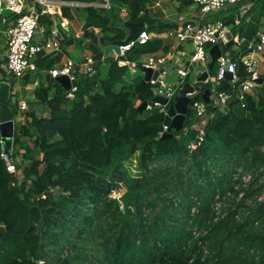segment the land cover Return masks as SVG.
<instances>
[{
	"label": "trees",
	"instance_id": "16d2710c",
	"mask_svg": "<svg viewBox=\"0 0 264 264\" xmlns=\"http://www.w3.org/2000/svg\"><path fill=\"white\" fill-rule=\"evenodd\" d=\"M172 1L180 13L195 4ZM109 2V10L61 8L70 24L82 11L84 18L81 35L61 38L59 47L88 41L95 70L75 71L73 98L48 75L66 61L61 63L63 51L41 53L35 60L34 78L41 79L32 93L45 112L22 111L23 122L15 121L8 155L14 172L0 156V264H264V81L246 95L244 106L237 90L223 109L207 104L213 117L195 150L188 144L197 135L200 91L191 96L181 130L163 138L165 114L140 109L154 96L152 83H141L143 73L130 76L128 66L105 47L127 37V20H142L147 32L157 34L178 25L152 16L149 0ZM242 3L249 5L243 15L236 4L201 20L233 25V34H241L245 25L254 33L263 29L264 0ZM37 12L46 38L52 16L40 13V6ZM168 49L152 37L135 43L122 61L140 64ZM249 51L239 43L228 55L236 62L238 83L247 76L240 57ZM4 60L0 57V82H8ZM30 78V73L22 77L25 85ZM8 104L15 116V105ZM239 167L251 174L247 182L241 174L234 178ZM119 188H124L121 196H113ZM215 202L221 208L217 218ZM192 227L200 231L198 238ZM199 240L207 247L205 257Z\"/></svg>",
	"mask_w": 264,
	"mask_h": 264
},
{
	"label": "built area",
	"instance_id": "2783aa9c",
	"mask_svg": "<svg viewBox=\"0 0 264 264\" xmlns=\"http://www.w3.org/2000/svg\"><path fill=\"white\" fill-rule=\"evenodd\" d=\"M26 0H0V25H7L6 34V52L4 69L5 72L15 78H22L28 73L35 74L37 72L36 59L41 53L56 52L59 49V30L53 28L50 31L49 36L44 41H34L36 33L39 30L38 26V12L34 5H30L28 10L24 11L26 6ZM35 4L41 7L42 14L54 15L55 10H61L64 6H83L80 2H68L65 0H31ZM243 0H194L197 9L200 12L199 19H203L207 14L218 12L225 9L228 5L239 4V15H243L248 10L249 5L242 3ZM109 0H103L99 6L103 10L110 9ZM52 7L55 8L52 11ZM121 11L125 14L126 8H121ZM12 22L10 24L9 21ZM230 30V25L227 26L222 21L217 20L214 22H207L201 24H193L191 22H185V24L176 30H170L166 33V37L176 40L177 47L185 44L190 45V50L186 52L183 48L175 49L174 51L164 53L161 55L152 54L146 56L140 65L145 67H151L153 69H161L164 71L159 73L156 80H150L149 82L154 85L156 82L158 86L153 87L154 96H163L168 100L172 99L178 87L188 78L190 74H195L198 71L207 70V63L209 61V48L215 44H218L222 40L223 34ZM151 39V35L145 30L140 32L135 40L130 41L127 45L119 46V54H114V57L119 58V64L127 65L130 71V76H134L137 70V64L133 61H122L123 56L129 49L135 44H143ZM233 43L239 44L242 37L239 33L233 34ZM247 48L250 51L240 57V61L243 63L247 76L241 82H237L236 76L237 65L236 62L231 60L230 57L222 51L221 55L216 59L213 71L209 73L205 84L212 83L213 89H209L208 102L202 100V102L195 103V124L194 128L197 131V135L188 144L190 150H195L199 145L202 137L204 136V127L206 123L213 117L211 110H208L206 105L208 104L211 109H223L228 105L231 99L232 93L237 90L236 97L240 100L241 106H244V99L247 94H253L255 87L258 84V79L264 78L260 75L258 56L264 51V28L254 33V41L250 42ZM181 65V69H178L180 74V81L174 82L172 86L167 85L163 81V75L166 73L165 65L170 60ZM92 59L89 56L83 63L77 64L72 60H66L63 65L54 67L48 70V75L55 78L59 75H66L71 82V87L66 92V97L73 98L76 91V86L73 81L76 77V70H83L89 74L95 72L92 67ZM230 73L232 79L227 81V87L222 88L221 82L224 80L225 73ZM214 73V75H212ZM229 89L230 91H228ZM192 96V95H191ZM9 100L11 105L18 107L19 111L27 109L25 100L16 96V93H10ZM158 108L159 112H163L166 115L167 108L165 104L159 102H147L145 110H152ZM169 129L168 125L162 124V130L159 135H163ZM261 151L264 152V143L261 146ZM1 158L6 163V168L9 172H14L15 167L11 163L9 156L5 152L0 153ZM241 174V180L247 182L251 178V174L248 171L242 170L240 167L236 169V175L234 178ZM214 209L216 211V218L220 213V204L215 202ZM194 212V209H191ZM191 233L195 238H198L201 233L196 227L191 228ZM204 230L202 234H205ZM198 244L202 246L203 257L208 255L206 245L198 241ZM64 254L66 250H64Z\"/></svg>",
	"mask_w": 264,
	"mask_h": 264
},
{
	"label": "water",
	"instance_id": "95a60500",
	"mask_svg": "<svg viewBox=\"0 0 264 264\" xmlns=\"http://www.w3.org/2000/svg\"><path fill=\"white\" fill-rule=\"evenodd\" d=\"M124 26L128 29V35L124 40L114 41L110 45L105 47V50L113 51L119 54V46L127 45L130 41L136 39L138 34L145 30V23L140 20L137 22L125 21ZM233 25H230V29ZM240 44L244 47L248 46L250 42L254 41V29L251 25H245L241 32ZM233 33L227 30L222 40L209 48V61L207 63V70L198 71L194 74L193 80L190 79L191 74L186 80L178 87L175 96L168 100L163 96H153L148 101L141 102L140 109L143 110L146 107L147 102H159L165 104L167 108L166 115L164 116L163 123L168 125L169 130L165 132L162 137L172 136L171 130L180 131L186 119L188 105L191 101V95L193 96L200 91V97L207 103L208 95L210 93L208 88H204V82L207 80L209 73L213 71V66L216 59L221 55L222 51H225L233 44ZM137 69L143 73L141 83L149 82L151 79L156 80L159 73L164 69H153L151 67H145L143 65H137ZM232 79L230 73H225L224 80L221 82V87H227V81ZM55 81L59 83L64 91H67L71 87V82L66 75H59L55 77ZM180 81V74L177 73L174 82ZM259 83L262 79L257 80ZM159 83H155L153 87L158 86ZM11 93L10 83L7 81L0 82V143L1 149L7 155L11 154L12 150V138L14 133L15 119L11 106L8 104L9 96Z\"/></svg>",
	"mask_w": 264,
	"mask_h": 264
},
{
	"label": "crops",
	"instance_id": "0c3cea01",
	"mask_svg": "<svg viewBox=\"0 0 264 264\" xmlns=\"http://www.w3.org/2000/svg\"><path fill=\"white\" fill-rule=\"evenodd\" d=\"M102 2L103 1H101V2L91 1V2H86V3L80 2L81 4H83V6L81 5L80 7L92 5L97 9L103 10L102 8L99 7L102 4ZM25 3H26V6L24 8V11L28 10V7L30 5L31 6L34 5L36 7V9L39 6V5L35 4L34 2H32L31 0H26ZM156 8L158 9L157 11H156ZM196 9H197V7L194 4L193 6L190 7V9L188 11H186L184 13H182V12L180 13L177 11L176 4L172 0H168L167 4H165V3L161 4V2L159 0H152V3L150 4V6H147V10L151 15H153V16L161 19V20H167V21H172V22L177 23L178 27L176 29L181 28L185 24V22H187V21H191L192 19H197L196 17H198V19L195 21V24L205 23V22H202L201 19H199L200 12L198 9L197 10ZM154 12L157 14L155 15ZM213 13L215 14V12H213ZM55 14H56L55 17H59V18H57V21H55L54 16L51 15L52 20L54 22L51 30L53 28L59 30V42H60V39L64 38V37L69 38V37L80 36V35H78V33L71 34L69 32L68 25L70 24V21L66 18L61 17V10H56ZM83 15H84V13H83ZM120 15L123 19H125L126 13L124 14L120 10ZM79 18H81V16H79ZM11 22H12V19H11V21H9L8 24H10ZM209 22H211V21H209ZM6 27H7V25H0V57H1V59L5 58V52H6V34H5ZM39 29H40V31H38L36 33L34 41L46 40L47 37L45 38V36L43 35L44 34L43 28L39 27ZM176 29H173V30H176ZM95 31H97V29H95ZM168 31H170V30H167L165 32L158 33V34L154 33V32H149V33L151 35V38L152 37H157V38L159 37L163 40V42L165 44H168L169 49H168L167 53L174 51L175 49H178V48H181V49L183 48L186 52H188L190 50V47L184 48L183 46H180V47L176 48V46H177L176 40L173 38L166 37V33ZM86 45H87V43L85 41L81 45H79L77 43L71 44L62 50H61L62 47H59V49H58V51H56V53L63 51L64 55L62 56L61 63L64 62L65 60L69 59V60L74 61L77 64H80V63H83L86 60V58H88L90 56V54H88V53H90V51L86 48L87 47ZM45 54H48V53H45ZM161 54H163V53H158L157 55H161ZM71 55H73L74 58L70 57ZM258 60L260 61L259 62L260 75H261V77L264 78V51L258 56ZM4 62H5V60H4ZM4 62L2 63L1 67L5 71ZM61 63H59V64H61ZM166 64L170 65L176 71V73H178V69H181V65H179L178 63L175 62V57H174L173 61L169 60ZM0 77H1V75H0ZM33 83L35 84V86H37V84H38V78L37 77H35L33 79ZM34 84L32 85V87H35ZM11 91H12V89H11Z\"/></svg>",
	"mask_w": 264,
	"mask_h": 264
},
{
	"label": "rangeland",
	"instance_id": "374dc122",
	"mask_svg": "<svg viewBox=\"0 0 264 264\" xmlns=\"http://www.w3.org/2000/svg\"><path fill=\"white\" fill-rule=\"evenodd\" d=\"M150 1L147 3V6H150V4L152 3V0H150ZM159 1L161 2V4L162 3H165V4L168 3V0H159ZM54 9L55 8L52 7V11H54ZM157 10L158 9L156 8V11ZM223 13L224 12H222L221 14H223ZM156 14L157 13H155V15ZM55 15L56 14H54L53 16H54L55 21H57V18H59V17H55ZM83 18H84V15H83V11H82L81 12V18L78 17L77 19H73L72 20V24H69L68 25L69 32L71 34L78 33V35H81V33H82V31H81V21L83 20ZM38 31H40V29ZM86 43H88V41ZM236 45H239V44H236ZM236 45H233V47H231V50L228 49L229 48L228 47L227 48L228 50L226 49L224 52L227 55H230L232 49L233 50L236 49ZM182 46L184 48L185 47H190L189 44H185V45H182ZM109 52H110L109 55L114 56L115 52H113V51H109ZM88 54H90V53H88ZM70 57H73V55H71ZM165 70H166V73H164V75H163V81H164L165 84L172 86L173 83H174V78H175V76H176L177 73L168 64L165 65ZM5 75H6V78H7L8 82L10 83V86H11L12 91L14 93H16V96L20 97V99L25 100V102L27 104V109L26 110H23V111H29V110L33 109L38 114L42 113L43 111L45 112V106L38 104L37 101H36V99L33 97V93H32L33 92V89H34V87H32V85L34 84L33 82H31L30 84H26L25 85L24 80L22 78L11 77L7 73ZM30 75H31V78L30 79L33 80L34 79V74L33 73H30ZM139 75L142 76V72L139 71V70H136L134 76H139ZM212 75H214V73H212ZM193 76H194V74L192 73L191 74V77H190L191 80H193ZM37 78H38V82H39L40 79H41V77H38V75H37ZM34 86H35V84H34ZM209 88L210 89H213L214 88V85L212 83H209ZM253 93H255V90L253 91ZM198 102L200 103V102H202V100L201 101H198ZM13 109L14 110H17V113L14 116L15 121L23 122V120L25 119L24 113L22 111H19L18 107L13 106ZM21 153H22V151H19V154H21ZM16 158L18 160H21L20 155H18ZM123 191H124V188H119L118 190H113L112 195L115 196V197H120L121 194L123 193Z\"/></svg>",
	"mask_w": 264,
	"mask_h": 264
}]
</instances>
